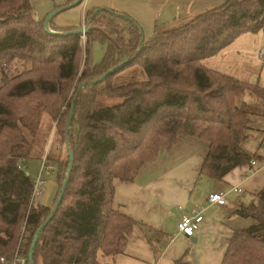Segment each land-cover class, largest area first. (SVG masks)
Returning <instances> with one entry per match:
<instances>
[{
    "label": "trees",
    "instance_id": "trees-1",
    "mask_svg": "<svg viewBox=\"0 0 264 264\" xmlns=\"http://www.w3.org/2000/svg\"><path fill=\"white\" fill-rule=\"evenodd\" d=\"M96 9L85 13L86 56L79 73L81 35L59 34L74 28H52L51 19L54 33H49L35 19L29 0H0V258L7 261L0 264L12 259L22 222L25 235L18 254L30 264L31 240L53 208L32 205L36 176L26 164L41 157L33 153L42 114L53 120L60 116L64 91L78 73L79 84L90 81L125 58L119 74L139 69L136 78L132 71L128 80L112 82L116 73L82 88L67 140L72 103L65 120L59 119L73 166L62 201L38 236L33 264H100L98 252L123 253L133 229L152 230L114 209L113 182L132 181L160 149H170L181 136L207 143L199 174L216 182L252 161L240 145L249 136L250 117L263 111L264 87L210 70L203 61L241 34L263 30L264 0H224L185 24L156 31L140 50L142 34L132 19L110 9L93 15ZM94 41L104 46V55L90 66ZM246 93L255 101L242 100ZM47 162L53 166L47 173L55 171L48 153ZM68 163L69 156L66 173ZM58 177L59 170L55 182ZM236 214L252 223L234 230L221 264H264V188Z\"/></svg>",
    "mask_w": 264,
    "mask_h": 264
},
{
    "label": "crops",
    "instance_id": "crops-1",
    "mask_svg": "<svg viewBox=\"0 0 264 264\" xmlns=\"http://www.w3.org/2000/svg\"><path fill=\"white\" fill-rule=\"evenodd\" d=\"M29 1L35 19L42 20L54 9L74 0ZM223 2L224 0H82L78 5L55 15L52 21L55 19L60 28L76 29L84 22L88 9L107 8L132 19L140 27L143 41H147L156 31L181 22L187 23L200 12ZM64 15L66 16L62 18ZM240 36L221 51L224 54L226 51L230 52V49L236 51L235 45H238ZM92 43L104 49L98 41ZM208 59H213V56L203 61L206 68L264 87V65L260 62V66L252 69L249 59H243L240 54L227 57L226 62H205ZM243 99L248 103L255 101L247 93L242 96ZM261 108L263 111L260 115L250 117L249 136L240 145L257 162L252 173V166L248 163L232 169L218 182L200 175V163L207 152V143L191 136H181L170 149H160L154 160L145 164L132 181L115 179L114 209L152 230L133 229L123 253L104 255L98 252V262L221 264L234 230L245 228L249 223L248 219L238 216L236 210L250 203L254 195L264 188V101L261 102ZM41 159L42 156L32 160L41 162ZM40 162L36 166L34 164L36 173ZM26 168L28 169V163ZM46 176L49 177V173ZM54 187L55 181H45L42 193L37 197H40L37 204L48 205ZM212 192L221 193L226 204L209 203L207 198ZM193 209L201 211L202 221L194 235L188 238L178 231L177 224L182 215Z\"/></svg>",
    "mask_w": 264,
    "mask_h": 264
},
{
    "label": "rangeland",
    "instance_id": "rangeland-1",
    "mask_svg": "<svg viewBox=\"0 0 264 264\" xmlns=\"http://www.w3.org/2000/svg\"><path fill=\"white\" fill-rule=\"evenodd\" d=\"M57 0H53V2H56ZM94 8H90L88 9V11H92ZM68 11H72V10H68ZM66 11V12H68ZM65 13V12H64ZM66 14V13H65ZM70 14V13H68ZM67 15V14H66ZM66 15L62 16L65 17ZM86 19V16H85ZM84 19V22L82 23V25L80 27L83 26V24L85 25L86 20ZM43 21L39 20V22ZM42 23V22H41ZM185 22H181L179 24H176L174 26H171L169 28H165L166 29H172L174 27H177L181 24H183ZM52 28H60V26L58 25V22H55V19L52 21L51 24ZM70 29V28H69ZM263 34L264 31L260 30L258 32L255 33H243L241 34V36L239 37L240 40H237L238 45H235V48L237 49L236 51H233L232 49H230L231 51H226L227 53H223L222 51L218 52L216 55L213 56V59H208L205 62H226L227 61V57H236L238 56V54L242 55V58L245 60L249 59L251 68L253 69V67L255 66H260V64H258L259 59L257 57V50L258 48H262L263 47ZM86 41V36L85 35H81L80 37V43H81V49H82V53H80L79 56V62H78V66H79V73L81 72V70L84 68V59H85V42ZM232 47V46H231ZM229 52V53H228ZM224 54V55H223ZM104 55V49L97 45L92 43L90 45V49H89V62L88 64L90 66H94L96 64H98L101 60L102 57ZM88 56H87V60H88ZM216 65V64H214ZM132 71H135L134 76L135 78L139 75V69H137L136 67L134 69H127L125 71H123L122 73H117L118 75H113L115 76L114 78H112V82H117L119 83L120 81H126L128 80V78L130 77ZM78 73V76H79ZM76 77L73 81H71L68 84V88L64 91V103L61 106L60 109V116H57V118L55 120H53L51 118V116L47 113H43L41 118H40V125L38 127L37 130V134L34 138V155H40L43 156L44 154L49 155V159L52 162V164L55 166V171L50 172L49 173V177H47V173H44L42 175L43 179L46 182L49 181H55V176H57L58 174V170H59V177L58 179H56L55 182V187L53 190V193L50 197V201L48 202L47 208L51 209L55 203L57 194L59 192V188L61 185V182L66 174V166H67V162H68V154L66 151V146L64 143V138L62 135H60L58 128H57V123H60V120H62L63 117V121L66 118L67 113L69 112V108L71 106V98L77 88V85L80 82L79 77ZM103 101H105L106 103H109L110 100H106V98L102 99ZM59 120V121H58ZM40 162V161H39ZM37 160H28V172L31 174L32 177L36 176V170H35V166L38 165L39 163ZM35 164V166H34ZM40 198V197H39ZM39 198H34L31 200L32 205H36L37 201L39 200ZM39 204V203H38ZM249 223L247 224L246 227H248L252 221L250 219ZM17 244L14 247L13 253L15 254V252L19 251L22 252V248L21 245L23 243V237L25 235V228H24V222H22L20 224V226L17 229ZM3 236V234H2ZM11 254V253H10Z\"/></svg>",
    "mask_w": 264,
    "mask_h": 264
},
{
    "label": "water",
    "instance_id": "water-1",
    "mask_svg": "<svg viewBox=\"0 0 264 264\" xmlns=\"http://www.w3.org/2000/svg\"><path fill=\"white\" fill-rule=\"evenodd\" d=\"M81 1L82 0H74L70 4H66L64 6H60V7L56 8V9H54L53 11H51L44 18V20H43V27H44V29L47 32H49V33H54V31L51 30L50 29V26H49V23H50L51 19L55 15H57L58 13H60L61 11L65 10V9H68V8H71L73 6L78 5ZM103 9H107V8H98V9L94 10L93 15H95L99 10H103ZM115 14L118 15L119 17H123L125 19L130 20V18H128L125 15L119 14L117 12H115ZM138 28L140 30V27L139 26H138ZM87 30H88V26L86 24V25H83L82 27L76 28L74 30H70V31H66V32H59V34H78V35H85V33L87 32ZM142 44H143V39L141 40L139 50L141 49ZM127 63H128V59L125 58L122 62L118 63L117 65H115L113 67H111L110 69H108L106 72H104L103 74H101L97 78H94V79H92L90 81L81 82L77 86L76 91H75V95H74V99H73V102H72V107L70 109V112H69V115H68V118H67V121H66V140H67V134H68V127H69V124H70V121L72 119L73 112H74V102H75L76 97H77L78 93L80 92V90L82 88L86 87V86L95 85V84L103 81L105 78H107L109 76H112V75L118 73L119 71H121L127 65ZM66 144H67L66 147H67L68 156H69V163H68L67 173H66L65 178L62 181V184H61V187H60V190H59L57 199H56V201L54 203V206H53L50 214L48 215V217L46 218V220L44 221V223L37 229V231L35 232L32 240H31V244L29 246V251H28V256H27L28 262L30 264H33V252H34V248H35V245H36L38 236L41 233L42 229L50 222V220L53 218L54 214L56 213V211H57V209H58V207H59V205H60V203L62 201V197L64 195V192H65V189H66V185H67L68 180H69V176H70V173H71V170H72V166H73L74 154L70 150L68 143H66ZM26 174L28 175V172H26Z\"/></svg>",
    "mask_w": 264,
    "mask_h": 264
},
{
    "label": "built area",
    "instance_id": "built-area-1",
    "mask_svg": "<svg viewBox=\"0 0 264 264\" xmlns=\"http://www.w3.org/2000/svg\"><path fill=\"white\" fill-rule=\"evenodd\" d=\"M258 59L260 60V63L264 65V48L258 50ZM250 164L252 166V168L250 169V173H252L254 171L257 162L255 160H252ZM52 169L53 166L47 162V154H44L40 162L39 170L34 179V187L31 195L32 199L38 197L42 193L43 186L45 183L42 177L43 173H47ZM238 191L240 190L238 189ZM207 201L209 203H217L220 205L226 204L225 197L219 192L210 193L208 195ZM201 221H202L201 211L193 209L191 210L190 213L184 214L180 217L177 224L178 231L182 233L184 236L190 238L194 235V233L198 229ZM0 262L6 263L7 261L3 257H1ZM24 263H25V259L21 257V255H19L17 251L13 255L12 259L9 261V264H24Z\"/></svg>",
    "mask_w": 264,
    "mask_h": 264
}]
</instances>
